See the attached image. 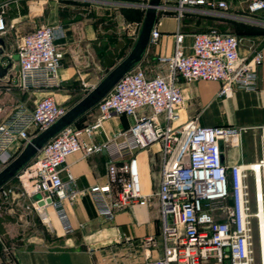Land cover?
<instances>
[{
  "label": "built area",
  "instance_id": "obj_1",
  "mask_svg": "<svg viewBox=\"0 0 264 264\" xmlns=\"http://www.w3.org/2000/svg\"><path fill=\"white\" fill-rule=\"evenodd\" d=\"M163 11L174 13L178 22L174 48L170 56L159 57L165 73L148 76L135 67L125 73L97 103L94 120L81 128L69 125L47 141L38 153L15 175L25 207L36 211L45 221L47 209L55 211L66 231H70L66 202L76 199L74 176L65 169L66 158L77 151L85 156L108 154L103 185H92L89 193L98 214L111 220L116 207L127 206L141 197L134 152L158 142L162 165L155 195L160 221L159 239L162 255L131 264H263V241L258 212L264 217V157L252 163L226 165L222 160L221 142L241 133L233 126L202 125L197 118L180 122L185 97L179 80H208L220 83L219 96L234 89L253 90L257 86L256 68L262 61L257 51L249 59L238 53L240 38L211 27L191 35L189 51L180 21L189 11L203 7L202 13L225 11L228 0H163ZM148 0L141 5L145 10ZM8 0H0V35L13 24L5 19ZM247 9L264 10V0H245ZM62 25H37L16 43L17 82L25 90L57 88L62 52L55 41L63 36ZM137 36V33H136ZM160 30L153 27L150 42H156ZM67 108L51 96L34 101L33 107L21 102L0 119V161L8 160L13 145L27 141L64 115ZM133 119L127 129L115 132L101 143L85 142L102 123L114 116ZM253 182V205L248 178ZM116 189V190H115ZM13 188H0L7 199ZM231 197V204L226 199ZM255 220L256 245L253 221ZM157 238H145L147 247Z\"/></svg>",
  "mask_w": 264,
  "mask_h": 264
},
{
  "label": "crops",
  "instance_id": "obj_2",
  "mask_svg": "<svg viewBox=\"0 0 264 264\" xmlns=\"http://www.w3.org/2000/svg\"><path fill=\"white\" fill-rule=\"evenodd\" d=\"M137 3L141 6L145 1ZM164 5L165 1L160 0L153 26L160 30V36L156 42L149 40L145 55L136 66L148 76L165 73L166 66L158 59L173 53L174 32L178 22L174 13L163 11ZM204 9L197 7L189 11L194 15L188 14L186 17L193 21L179 23L181 31L186 34L187 52L194 32H206L211 27L228 32L220 27L218 21H214L218 24L214 26L208 23L209 15L214 18L226 17L227 11H215L208 15L201 12ZM27 15L19 13L11 18L5 15V19L14 28L16 22ZM197 23L199 28L194 26ZM38 25H41L40 20ZM48 25H62L64 29L63 36L55 41L62 52L58 71L60 84L57 88L39 90L35 99L23 102L29 107H33L34 101L43 96H51L57 104L67 109L73 106L130 52L141 30L135 32L132 25L126 23L124 32L114 39L115 44L109 45L106 36L100 35L92 23L78 20L74 24L58 22ZM36 26L35 23L23 34ZM235 35L240 38V57L249 59L257 51L262 54V61L256 68L255 89H234L228 96H219L220 83L217 81L179 80L185 97L180 122L196 117L202 125L241 129L238 136L221 142L222 160L226 165L252 163L264 157V32ZM14 58L18 71L16 52ZM3 107L5 104L0 101V111ZM8 111L0 113V119ZM96 114L97 104L81 116L80 124L92 122ZM132 123L133 119L129 116L114 115L106 119L91 138L81 135V140L101 143L115 132L129 128ZM22 147L13 145L8 159L14 158ZM133 156L136 159L141 197L127 206L116 207L111 220H105L98 214L89 193L92 185H103L107 181L108 154L101 152L85 156L77 151L66 158L65 169L60 175L65 179L66 171H70L74 176V187L79 191L74 201L65 203L72 228L70 231L64 229L54 210L49 208V219L42 221L36 211L27 209L25 205L28 202L20 196L15 176L5 183L1 188L11 187L13 193L7 199L0 195V264H131L160 257L162 245L158 236L161 227L155 195L162 165L160 144L155 142L145 149L136 150ZM247 184L249 190L251 185L253 188L251 177ZM250 201H253V194L250 195ZM148 236L157 238L155 246H146L145 238Z\"/></svg>",
  "mask_w": 264,
  "mask_h": 264
},
{
  "label": "rangeland",
  "instance_id": "obj_3",
  "mask_svg": "<svg viewBox=\"0 0 264 264\" xmlns=\"http://www.w3.org/2000/svg\"><path fill=\"white\" fill-rule=\"evenodd\" d=\"M140 0H9L5 9V15L9 18L17 14H28L27 17L17 21L14 28H10L6 33L0 35V101L5 104L6 112L11 110L15 105L30 101L36 98L35 94L39 90L25 91L18 86L17 68L14 54L16 52V43L22 34L31 29L36 23L55 24L58 22L74 24L81 20L85 23H92L97 27L100 35L107 38V44L114 45V39L124 32L125 24L138 31L142 25L143 10L138 6ZM145 1L146 0H142ZM229 7L226 17L209 15L208 23L214 25V21L220 23V27L228 32L239 34L240 36L252 32L261 34L264 31V10L256 13L250 12L243 0H228ZM192 13H186L181 21L192 22V18L186 16ZM194 15V14H192ZM11 16V17H10ZM41 17V18H39ZM211 18V19H210ZM191 19V21H190ZM199 28L197 23L194 25ZM261 29V30H260ZM74 123L73 127L81 128L84 125ZM0 161V170L7 164ZM250 195L253 194L252 185L250 186ZM252 193V194H251ZM226 203L231 204V197L227 198ZM251 202L252 211L254 210L253 201ZM50 209L46 211L48 215ZM49 216V215H48ZM47 221V219L45 220ZM253 221L254 242L256 245L255 220ZM47 223V222H45ZM258 256L256 255V263Z\"/></svg>",
  "mask_w": 264,
  "mask_h": 264
},
{
  "label": "water",
  "instance_id": "obj_4",
  "mask_svg": "<svg viewBox=\"0 0 264 264\" xmlns=\"http://www.w3.org/2000/svg\"><path fill=\"white\" fill-rule=\"evenodd\" d=\"M159 6L160 0H148L140 33L130 52L81 100L68 108L64 115L25 143L18 154L0 170V188L27 164L47 141L93 108L125 73L141 62L148 47L150 33L155 24Z\"/></svg>",
  "mask_w": 264,
  "mask_h": 264
},
{
  "label": "bare ground",
  "instance_id": "obj_5",
  "mask_svg": "<svg viewBox=\"0 0 264 264\" xmlns=\"http://www.w3.org/2000/svg\"><path fill=\"white\" fill-rule=\"evenodd\" d=\"M257 214L259 216V225H260L259 227H257V230H259L262 234H264V217H263V214L260 211ZM45 219L48 220L49 219V216L46 215L45 216ZM262 243L264 244V241ZM262 261H263L262 263L264 264V247H263Z\"/></svg>",
  "mask_w": 264,
  "mask_h": 264
},
{
  "label": "trees",
  "instance_id": "obj_6",
  "mask_svg": "<svg viewBox=\"0 0 264 264\" xmlns=\"http://www.w3.org/2000/svg\"><path fill=\"white\" fill-rule=\"evenodd\" d=\"M261 30V29H260ZM261 31H263V30H261ZM81 117L80 118H78L74 123H79L81 120ZM81 125V124H80Z\"/></svg>",
  "mask_w": 264,
  "mask_h": 264
}]
</instances>
